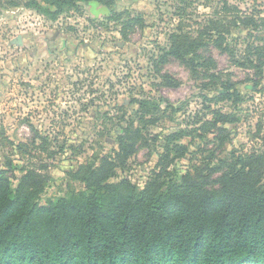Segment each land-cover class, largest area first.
I'll list each match as a JSON object with an SVG mask.
<instances>
[{"label": "rangeland", "instance_id": "1", "mask_svg": "<svg viewBox=\"0 0 264 264\" xmlns=\"http://www.w3.org/2000/svg\"><path fill=\"white\" fill-rule=\"evenodd\" d=\"M30 1L55 10L50 0H0V170L12 166L14 188L29 169L44 178L41 205L84 189L72 175L113 156L131 122L142 137L111 182L140 189L161 170L176 183L200 172L217 188L210 169L264 152V74L234 60L264 44V0H102L56 18ZM103 9L111 13L95 15ZM172 34L199 40L197 49L187 41V63L164 56ZM218 34L229 52L211 43ZM134 100L147 102L144 112ZM215 112L236 122L214 126ZM180 131L185 156L163 159L166 138Z\"/></svg>", "mask_w": 264, "mask_h": 264}, {"label": "trees", "instance_id": "2", "mask_svg": "<svg viewBox=\"0 0 264 264\" xmlns=\"http://www.w3.org/2000/svg\"><path fill=\"white\" fill-rule=\"evenodd\" d=\"M101 2L50 0L54 11L37 1L25 7L56 18L78 4L96 7ZM100 13L111 11L103 9L95 15ZM240 20L236 18L232 25ZM245 25L258 28L253 19ZM177 38L175 34L169 37L164 56L187 63L189 45L197 49L199 40L182 35L181 42H174ZM211 43L229 52L220 34ZM250 53L242 63L234 59L235 63H247L264 74V44L252 46ZM221 98H232L229 88ZM134 102L144 112L147 102ZM214 115V126L236 122L220 112ZM139 122L149 123L143 118ZM132 124L117 135L118 150L113 156L103 157L96 166L80 165L72 175L84 189L45 205L39 203L44 189L39 173L28 169L14 188L7 176L12 166L0 170V264H264V152L235 157L226 172L210 169L220 173L217 188H211L209 176L200 172L188 173L176 183L163 179L161 170L140 189L127 179L111 182L142 137ZM186 136L181 131L168 136L163 159L172 153L176 159L183 158L187 147L181 141Z\"/></svg>", "mask_w": 264, "mask_h": 264}]
</instances>
